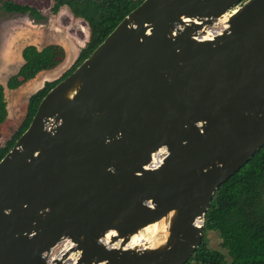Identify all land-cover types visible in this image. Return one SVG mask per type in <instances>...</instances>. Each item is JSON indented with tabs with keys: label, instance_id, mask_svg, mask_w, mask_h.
Listing matches in <instances>:
<instances>
[{
	"label": "water",
	"instance_id": "water-1",
	"mask_svg": "<svg viewBox=\"0 0 264 264\" xmlns=\"http://www.w3.org/2000/svg\"><path fill=\"white\" fill-rule=\"evenodd\" d=\"M264 145V0H143L0 158V264H185Z\"/></svg>",
	"mask_w": 264,
	"mask_h": 264
},
{
	"label": "trees",
	"instance_id": "trees-1",
	"mask_svg": "<svg viewBox=\"0 0 264 264\" xmlns=\"http://www.w3.org/2000/svg\"><path fill=\"white\" fill-rule=\"evenodd\" d=\"M143 0H53L50 8L56 14L67 6L74 17L82 18L89 26L87 42L77 49L73 64L57 79L45 81L30 95L25 116L6 142L0 146V158L27 128L41 98L102 41L116 24ZM0 9L10 14H27L36 21L46 17L36 8L12 0H0ZM65 55L62 46L47 44L41 48L33 44L21 50L23 63L0 83V124L8 115L5 88L16 89L34 78L40 71L52 69ZM214 232L221 249L210 246L207 234ZM185 264H264V145L216 190L205 214L204 235L199 248Z\"/></svg>",
	"mask_w": 264,
	"mask_h": 264
},
{
	"label": "rangeland",
	"instance_id": "rangeland-1",
	"mask_svg": "<svg viewBox=\"0 0 264 264\" xmlns=\"http://www.w3.org/2000/svg\"><path fill=\"white\" fill-rule=\"evenodd\" d=\"M39 10L45 19L36 21L24 14H10L0 9V83L5 84L23 63L21 50L25 45L33 44L41 48L47 44L63 47L65 55L57 66L40 71L31 81L24 82L16 89L5 88V97L9 116L0 125V146L4 147L12 134L20 126L27 109L29 97L45 81L57 79L74 62L77 49L89 38V26L82 18L74 17L67 6H62L54 14L50 8L53 0H12ZM52 77V78H51ZM210 246L221 249L220 239L214 232L207 234Z\"/></svg>",
	"mask_w": 264,
	"mask_h": 264
},
{
	"label": "crops",
	"instance_id": "crops-1",
	"mask_svg": "<svg viewBox=\"0 0 264 264\" xmlns=\"http://www.w3.org/2000/svg\"><path fill=\"white\" fill-rule=\"evenodd\" d=\"M52 78V77H51ZM33 79V78H32ZM32 79H30V80H28L27 82H29V81H31ZM23 85V84H22ZM22 85H20V86H22ZM19 86V87H20ZM8 116H9V111H8V115H7V118H8ZM7 118H6V120H7ZM1 125V124H0Z\"/></svg>",
	"mask_w": 264,
	"mask_h": 264
},
{
	"label": "flooded vegetation",
	"instance_id": "flooded-vegetation-1",
	"mask_svg": "<svg viewBox=\"0 0 264 264\" xmlns=\"http://www.w3.org/2000/svg\"><path fill=\"white\" fill-rule=\"evenodd\" d=\"M201 245V244H200ZM199 248V247H198Z\"/></svg>",
	"mask_w": 264,
	"mask_h": 264
}]
</instances>
